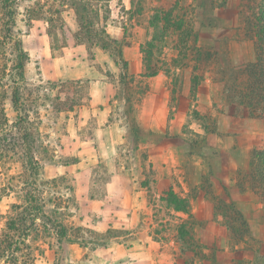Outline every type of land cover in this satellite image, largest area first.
I'll return each instance as SVG.
<instances>
[{
  "label": "rangeland",
  "instance_id": "rangeland-1",
  "mask_svg": "<svg viewBox=\"0 0 264 264\" xmlns=\"http://www.w3.org/2000/svg\"><path fill=\"white\" fill-rule=\"evenodd\" d=\"M38 1L46 7L51 6L52 13L61 9L62 0ZM134 2L135 5L133 4L131 9L125 8L124 0L100 2L103 7L100 14L102 24L107 27L111 24L121 26L126 34L124 42L127 44L129 41L126 38L135 33L132 30L135 24L146 29V37H151L154 28L150 23L151 20L152 22L155 20L157 11L162 14V11H168L175 5L187 7L193 0H134ZM198 2L204 3L205 11L187 9L186 14L190 20L189 25H194V32L198 35L197 45L212 53L211 60L205 66L204 62L199 65L204 81L207 80L212 87V98L211 103L202 105L206 118H201L202 113L193 108L190 121L194 126L205 124L210 130L214 129V132L205 133L206 135L197 134L189 127L191 125L189 121L179 136L166 135L164 136L166 139L161 135L153 136L154 134L147 133L145 126L139 129L132 105L121 102L117 104L115 116L126 134L113 161L114 167L108 166L105 161L101 162V155L98 152L91 153V157L89 153H83L80 141H76L91 138L96 127L93 118L82 124L77 117L80 107L73 106L77 99H80L84 106L89 105L86 83L51 81L44 79L41 74L44 51H47L48 59L51 56L47 49H51V54L59 56L69 46L71 36L79 31L73 5L69 2L65 6L62 13L63 22L55 20L49 24L46 19L34 20L27 26L29 25L25 21L27 10L37 8L34 0L20 2L17 26L22 31L24 48L30 55L25 68L27 85L22 90L21 109L29 114L28 118L23 116V119L17 122V113L10 103L6 102L8 129H11L12 134H8L11 135L8 138L1 136L0 144L3 145V139L7 138L10 140L8 144L11 143V146H8L10 149L13 148L12 144L18 145L20 128H24L30 135L28 142L32 155L39 164L38 175L33 177L35 187L38 189L36 196L39 200L36 204L39 208L42 207L40 213L43 216L37 218L36 226L26 237L24 244L17 245V251L8 253V258L5 256L0 264H101V260L105 259V248L110 245L111 238L122 237L116 241L129 247L136 241L138 235L124 237L128 232L113 229L101 232L100 215L88 212V202L101 200L106 184L115 172L120 176L132 177L139 185L148 187L149 204L153 207L155 222L153 237L155 240L163 238L173 243L170 252L175 255V261L171 259L170 264H219L217 248L215 246L207 248L198 239L197 228L205 224L203 216L191 213L192 199L195 202H202L208 201L209 198L214 209L215 206L221 205V202L233 201L248 221L255 239L246 243L237 242L230 238L227 228L228 250L242 253L244 262L248 261L249 258L246 256L250 255L253 256L251 264H264V204L257 194L250 190L240 192L235 184L237 173L247 170L252 149L258 147L264 137V134H261L264 131V119L233 116L222 96L229 71L251 62L255 56L253 41L245 38V30L238 21L239 9L249 1L198 0ZM202 23L205 26H201ZM94 29L96 30V27ZM159 32L160 29L158 35ZM42 34L45 36L40 40L39 35ZM179 44L177 35L170 37L160 48V63L162 71L171 79L173 90L175 92L181 90L182 85L186 83L185 95L192 98L196 95L191 93L194 53L185 56L180 52ZM189 45L193 47L194 44L190 42ZM97 49L100 48H94L91 56ZM113 60L119 71L115 70L117 68L113 63L111 65L112 60L107 63L103 59L93 65L102 74L101 77L117 85L119 101L123 98H129L131 102L140 99L136 95L139 91L133 81L126 78L125 84L123 83L122 64L117 63L116 58ZM173 68H179L180 71L173 74ZM176 97L175 95V100ZM257 121L261 123L259 126L255 123ZM246 122L254 123L251 124L253 131L246 127ZM16 124L18 129H13ZM142 141L146 143L150 141L148 144L150 146L161 145L165 141L169 147L183 144L186 152L181 166L163 168L167 164L161 167L160 162L155 165L150 161L149 147L144 148V145H141ZM10 153L7 158L0 161V188H10L9 185L14 187L13 190H0V235L10 217L15 212L24 211L23 208L28 206L25 193L21 191L23 182L29 180L24 175L26 165L18 155L11 161ZM197 168L200 169L201 180L187 197L188 213L177 214L166 200V193L171 189L165 187L159 191L157 183L162 182L165 185L164 179L178 177L184 182H191L197 175ZM11 177H14L12 183L9 181ZM213 179L219 180L220 184L215 186ZM236 193L239 198L234 199L233 194ZM217 219L226 226L220 209L215 217V220ZM10 235V239H14L13 242L17 241V237H13L12 233ZM234 263L235 260L230 264Z\"/></svg>",
  "mask_w": 264,
  "mask_h": 264
},
{
  "label": "crops",
  "instance_id": "crops-1",
  "mask_svg": "<svg viewBox=\"0 0 264 264\" xmlns=\"http://www.w3.org/2000/svg\"><path fill=\"white\" fill-rule=\"evenodd\" d=\"M124 4L125 8L131 9L135 2L134 0H124ZM106 29L112 39L124 41L126 34L121 26L111 24ZM132 30L135 33L126 38L129 42L123 48V58L128 62V72L134 76L133 83L139 91L136 92V95L140 99L132 100V102L129 98H123L122 101H119L117 85L113 81H107L101 77L102 74L93 65L103 59L107 63L112 60L111 65L113 63L117 68L115 70L119 71V67L114 63V58L109 52L97 49L91 56L94 48L89 50L85 44L75 42L74 36H71L69 46L63 48L64 50L59 56L51 54V49H47L51 58L48 59L47 51H44L45 55L43 54V56L45 58L43 57L41 60V74L44 79L77 84L86 83L89 105L80 104L76 106V108L80 107L77 117L82 124H86L89 119L93 118L96 127L91 138H87L88 140L76 139V141H80L83 153H89V157H91V153L98 152L101 155V162L105 161L108 166L113 167L115 166L113 161L117 157L126 134L115 116L117 104L123 102V104L132 105L139 129L145 126L144 129L147 130L148 134L161 135L163 139H166L164 138L166 135L179 136L184 131L186 124L192 117L193 108L203 115L202 105L211 103L212 98V87L207 80L199 85L195 96L187 98L185 95L186 83L182 85L181 90L178 89L173 95L174 86L171 84L170 77L162 69L156 76H143L144 59L141 48L143 44L151 40L152 36L146 37V29L141 28L138 24H135ZM42 35H39L40 40L45 36ZM46 36L48 37V35ZM90 56L91 59L89 60ZM110 68L112 70V66ZM112 71L114 72V70ZM175 71L178 73L180 70L173 68L172 73L174 74ZM175 95L178 97L176 100ZM255 123L257 126L261 124L259 121ZM251 124L254 123L246 122V127L248 126V129L253 131ZM250 125L251 128H249ZM189 127L193 128L197 134L206 133L199 124L194 126L191 122ZM261 134H264V131ZM263 140L264 137L258 146L262 144ZM149 142L142 141L141 145L143 144L144 148L149 147L148 153L151 162L155 165L160 162L162 163L161 167L163 164H167L163 168L181 166L180 163H182L186 152V147L183 144L169 147L165 141L161 145L150 146L148 145ZM199 170L197 168V175L191 182H184L180 177L169 178L164 179L165 185L158 182L157 188L162 191L166 187L168 190L171 189L187 198L189 193L200 184ZM212 181L215 186L220 184L219 180L213 179ZM233 195L234 199L239 198L237 193ZM202 197L205 198V196ZM88 205V212L100 215L101 232L113 229L128 232L124 237L138 235L136 241L132 242L129 247L116 241L122 237L111 238L110 245L105 248V259L101 260V264H123V262L128 264H170L171 259L175 261V255L170 252L173 243L163 238L155 240L153 237L155 222L153 221V207L149 204L147 186L139 185L134 178L120 176L115 172L112 173L107 182L101 200H90ZM175 212L185 215L183 212ZM191 213L203 216L205 224L197 228L198 239L207 248L213 246L217 248L219 264H230L233 260H235L234 264H251L253 256L247 255L246 257L249 259L244 262L242 261V253L228 250L227 227L220 222V219L215 220L216 214L211 198L202 202H195L192 199Z\"/></svg>",
  "mask_w": 264,
  "mask_h": 264
},
{
  "label": "trees",
  "instance_id": "trees-1",
  "mask_svg": "<svg viewBox=\"0 0 264 264\" xmlns=\"http://www.w3.org/2000/svg\"><path fill=\"white\" fill-rule=\"evenodd\" d=\"M21 1L24 0H0V137L7 138L11 136L8 134H12V131L8 129L9 120L5 110L6 102H9L17 113V122H20L23 116L28 118L29 114L28 112L24 113L23 109H21L22 90L27 85L25 68L30 58L23 45L22 31L17 26ZM95 1L96 5H94ZM109 1L62 0L61 9L52 13L51 6L46 7V5L40 4V1L34 0V5L37 9L29 8L25 21L29 24L27 26H30L34 20L46 19L49 24H52L55 20L63 22L62 13L65 11V6L71 2L79 23V31L74 35L76 42L85 44L89 50L100 48L105 52H109L113 58L117 59V63L122 64L124 71L123 83L125 84L126 78L131 82L134 80V76L128 72V62L123 58V48L127 43L112 39L107 33V26L102 24L100 17L103 11L101 3ZM248 1L242 9H239L238 21L245 30V38L253 41L255 56L251 62L234 67L229 71L222 90V96L227 103L228 111L233 116L264 119V0ZM193 3H190L187 7L175 5L168 11H162V14L157 11L155 20L153 22L151 20L150 23V26L154 28L152 38L143 44L141 49L144 59L143 76H156L162 69L159 57L160 48L166 44L170 37L177 35L181 48L180 52L185 56L188 53H194L191 93L195 95L199 85L204 81V75L200 73L199 65L204 62L205 66L211 60L212 53L197 45L198 35L194 32V25H189L190 20L188 14H186L187 9H203V12L206 9L204 3L198 2V0H193ZM188 26H190L189 29ZM201 26L205 25L202 23ZM95 27L96 30L94 29ZM159 29L160 34L158 35ZM190 42L194 44L193 47H190ZM174 93L175 90H173V95ZM80 104V99H77L74 101L73 106ZM201 118L205 119L206 115H202ZM17 126V124L13 126V129H18ZM201 126L206 133L214 132V129L210 130L205 124ZM19 131H21V136L18 139L20 143L18 145L16 143L12 144V149L8 147L11 146V143L8 144L10 140L7 138L3 139L4 144H0V161L7 158L8 153L11 152V161H14L13 157L18 155L19 159L25 163L26 171L24 175L29 180L23 182L21 191L25 193L28 206L22 207L24 211L15 212L7 221L5 229L0 235V262L5 259L4 257L8 253L16 252L18 249L17 245L24 244L26 237L35 228L37 218L43 216L40 213L42 207L39 208V205L36 204L39 200L36 196L38 189L35 187L33 179V177L38 175L39 164L32 155L28 142L30 135L24 128H20ZM13 178L9 179L10 183H12ZM235 184L240 192L250 190L257 194L264 204V140L260 146L252 149L247 170L237 173ZM9 186L10 188L4 187L0 188V190H13L14 187L12 188V185ZM166 198L168 204L173 206L175 211L188 213L189 203L187 198L180 196L173 190L166 193ZM220 204L215 206V214H217L219 209L221 210V214L226 220L225 224L230 238L243 243L250 240L254 241L248 221L236 204L233 201L229 203L221 202ZM10 233H12L13 237H17V241L13 242L14 239H10ZM14 244H16V247H14Z\"/></svg>",
  "mask_w": 264,
  "mask_h": 264
}]
</instances>
